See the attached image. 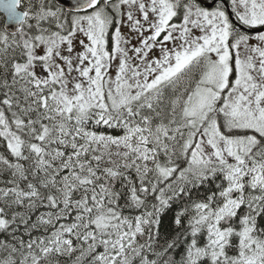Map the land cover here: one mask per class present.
Here are the masks:
<instances>
[{
  "label": "snow or ice",
  "instance_id": "snow-or-ice-1",
  "mask_svg": "<svg viewBox=\"0 0 264 264\" xmlns=\"http://www.w3.org/2000/svg\"><path fill=\"white\" fill-rule=\"evenodd\" d=\"M20 6L0 0V50L18 52L0 56V138L14 158L0 155L11 175L0 230L13 229L0 264L76 251V264H157L146 253L181 240V264H264V0H231V15L224 0H78L74 14ZM209 180L214 190L174 219L193 211L184 231L154 252L164 212ZM40 206L50 211L33 220Z\"/></svg>",
  "mask_w": 264,
  "mask_h": 264
},
{
  "label": "trees",
  "instance_id": "trees-1",
  "mask_svg": "<svg viewBox=\"0 0 264 264\" xmlns=\"http://www.w3.org/2000/svg\"><path fill=\"white\" fill-rule=\"evenodd\" d=\"M45 4H48L53 7V10L55 8H61L55 0H43ZM41 3V0H22L21 2V8L24 10H28V8L31 6L33 10L37 9L39 4ZM64 13L68 14H74L72 12H68L65 9H63ZM5 16L0 13V31L3 30L4 28V22H5ZM29 23H35L34 20H30ZM45 27H48L47 23L44 24ZM25 31H28L27 27L25 26ZM53 30L54 26H53ZM18 55L17 53L12 52L11 50L7 53H3L2 50H0V56H3L5 59H8L9 61L11 60L12 56ZM90 130L96 131L97 133H103L105 135H112V136H117V135H122L123 130L121 128L117 127H108L104 125H95L94 123H90L88 125ZM0 155H4L7 157L10 161H14V158L11 157L10 153L6 150V145L5 142L3 141L2 138H0ZM186 166V165H182ZM108 167L104 161L101 162V168ZM4 166L0 165V187H5L6 186V181L11 178L10 172L5 173L3 171ZM124 171V170H122ZM129 175L132 176L133 179H135V171L134 169H128L126 170ZM214 183L212 180H209L207 183H205L202 186H199L195 189H193L191 198H181L176 200L170 208H168L164 214L161 217V224L159 226V235L154 241V252H164V249L167 246V243L172 241L174 238L177 237L178 234H180L184 229L187 227V219L190 215L193 214V211L189 208L188 213L182 218V222L180 226H177L174 223V219L177 214L180 213L181 210H183L186 207H189L193 201H198L200 199H203L206 194L210 190H214ZM115 190L117 191H124L121 189V182L117 181L115 183ZM119 204L123 206L125 204V198L122 196L121 199L119 200ZM18 211H24L23 208L17 209ZM123 213L124 215H135L138 214L136 211L129 210L127 208H123ZM50 211V209L40 206L37 208L33 213H32V219L35 220L36 217L40 213H46ZM72 222V218H68L67 220H61L58 223H70ZM261 224H264V218H261L260 221ZM13 229L10 228L8 232H4L0 230V241H5V242H11L13 237L11 235ZM51 231V229H49ZM15 234L17 238L23 237L25 241L29 239V234L25 232L24 226L18 225L15 228ZM46 233L44 230L41 228L39 230H33L31 232V238H35L36 236L40 235H45ZM143 243V239L140 241ZM77 243L74 241V244ZM185 248L186 245L183 243L181 240L180 242L177 243L176 247L169 249L165 254L161 256H156L153 255L152 253H146L149 255L150 259H155L157 260V264H165L166 261H171L172 264H181L183 257L185 256ZM102 250V249H100ZM6 253H3L0 251V257L5 255ZM231 254V250H230ZM80 255L79 251H76L72 254H52L48 259L51 262V264H76V258ZM91 257L86 256L80 264H90Z\"/></svg>",
  "mask_w": 264,
  "mask_h": 264
},
{
  "label": "water",
  "instance_id": "water-1",
  "mask_svg": "<svg viewBox=\"0 0 264 264\" xmlns=\"http://www.w3.org/2000/svg\"><path fill=\"white\" fill-rule=\"evenodd\" d=\"M22 2V0H21ZM55 2L62 8H64L66 11H69V12H74V9H75V6L78 2V0H55ZM215 3V2H214ZM214 3L212 4H209V3H206V6L209 7V6H213ZM19 10H23L20 6V9ZM2 13V12H0ZM3 14V13H2ZM4 15V14H3ZM6 18V17H5ZM232 19L234 20V18L232 17ZM18 27L17 25L15 24H11L8 26V32L11 33V32H14V31H17L18 30Z\"/></svg>",
  "mask_w": 264,
  "mask_h": 264
},
{
  "label": "rangeland",
  "instance_id": "rangeland-1",
  "mask_svg": "<svg viewBox=\"0 0 264 264\" xmlns=\"http://www.w3.org/2000/svg\"><path fill=\"white\" fill-rule=\"evenodd\" d=\"M228 2H229V5H230V8H231V0H228ZM29 9V8H28ZM260 30H264V29H260ZM122 31L126 34V35H130V37H134V33H131L130 32V29L127 27V25H125L123 28H122ZM254 34V33H253ZM254 42V41H253ZM132 43L133 44H135L136 43V40L133 38L132 39ZM158 51V50H157ZM114 73H115V64H113V68H112V74L114 75ZM121 151H123V149H120ZM111 151L113 152V153H115L116 151H117V149L115 148V147H113L112 149H111ZM107 159H108V157L107 156H105V160H104V162L106 163V165L107 166H111V165H109L108 163H107ZM112 159L113 160H117L118 162L120 161V158L119 157H117V156H115V155H113L112 156ZM123 170V169H122Z\"/></svg>",
  "mask_w": 264,
  "mask_h": 264
},
{
  "label": "flooded vegetation",
  "instance_id": "flooded-vegetation-1",
  "mask_svg": "<svg viewBox=\"0 0 264 264\" xmlns=\"http://www.w3.org/2000/svg\"><path fill=\"white\" fill-rule=\"evenodd\" d=\"M199 2L201 3L202 6H205V7H207L206 3L212 4L215 2L214 5L212 6V7H214L217 3H220L221 0H199ZM224 5H225V8L229 11V13L231 15V8H230L228 0H224ZM233 18H234V16H233Z\"/></svg>",
  "mask_w": 264,
  "mask_h": 264
}]
</instances>
